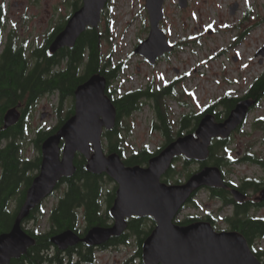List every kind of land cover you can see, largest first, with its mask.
I'll return each mask as SVG.
<instances>
[{
  "label": "rangeland",
  "instance_id": "obj_1",
  "mask_svg": "<svg viewBox=\"0 0 264 264\" xmlns=\"http://www.w3.org/2000/svg\"><path fill=\"white\" fill-rule=\"evenodd\" d=\"M15 1L9 0L8 20L16 26L15 37L19 44L30 41L31 48L27 53L34 47L35 42L44 44L49 33L63 25L70 15V10H73L67 7L72 0H39L36 6L30 2H26L24 6H16L13 4ZM145 3L146 0H110L103 13L99 31L102 34L99 45L102 58L110 62L111 67L122 65L124 68L118 80L110 85L109 90L113 91L112 93L118 87L122 94H126L143 89L152 82L161 89L174 81H180L176 88L179 97L176 100L169 99L172 112L178 119L184 114H200L226 97L240 99L250 88L254 78L262 74L264 57L259 56V53L264 49V0H189L186 9L179 7V0H165V17L160 27L165 31L169 43L174 44L175 52L154 66L145 62L144 57L134 54L139 43L145 41L150 34V21ZM234 3L239 4V9L231 15L230 7ZM248 13L249 20H245ZM17 14L21 17L16 16ZM33 14L36 16L32 17ZM26 16L27 18H24ZM7 27L10 30V23ZM247 30L249 32L244 36L243 42L236 44L235 39ZM179 102L186 106H181ZM59 103L57 93L47 95L42 97L32 111V125L30 124L23 145L27 157L36 156V149L31 145L35 137V127L41 123L44 129H49L57 124L55 121ZM72 103L69 98L64 101L62 114L69 111ZM217 107L218 112H224L221 107ZM154 117L151 107L146 106L143 111L122 119L123 127H128L131 131L122 132L128 153L141 151L146 146L156 152L166 145L163 134L154 128ZM261 118L264 120V100L260 107L249 115L243 131L246 134L236 137L238 146L235 145V150L243 152L251 149L253 153L264 156V124L260 122ZM238 164L233 167V177L262 174L255 165ZM175 167L179 176L171 179L172 184L178 179L185 183L187 179L184 175L196 173L201 165L193 162L186 166L185 161L180 160L176 162ZM225 174L231 178V168H225ZM106 182L104 201L108 199L107 191L117 186L114 181ZM64 189L63 185L54 196H49L44 201V209L47 212L55 207L64 194ZM193 203L196 207L188 206L184 209L176 218L178 222L185 221L187 216L204 217L208 210L218 212L221 207L205 190L195 197ZM11 206H17L15 199L12 200ZM105 209L104 204L103 210ZM227 213L228 211L220 212L223 216ZM80 224L83 228V220ZM24 226L31 230L37 229L36 222L33 221L24 223ZM40 228L45 232L47 225L42 223ZM136 240L138 239L133 238L132 244L120 252L98 256L97 264L130 263V259L134 258ZM261 245L264 247V242ZM135 264H138L137 258Z\"/></svg>",
  "mask_w": 264,
  "mask_h": 264
},
{
  "label": "water",
  "instance_id": "obj_2",
  "mask_svg": "<svg viewBox=\"0 0 264 264\" xmlns=\"http://www.w3.org/2000/svg\"><path fill=\"white\" fill-rule=\"evenodd\" d=\"M107 3L108 0H83V6L68 20L65 29L51 44L49 52L53 55L63 48L73 49L88 28L99 30ZM164 3L165 0H146L150 34L134 51L136 56L144 57L152 66L160 57L174 50L160 27L165 17ZM188 3L189 0H179V7L186 9ZM238 9L239 4L234 3L230 7L231 15ZM259 56L264 57V49ZM106 86V80L101 76H94L79 86L75 92V115L43 143L41 171L30 186L27 200L12 230L0 235V264H10L12 259L21 257L29 247H33L35 240L23 229V220L29 216L31 209L53 193L62 178H70L75 174L77 154L88 159L89 172L107 174L117 183L116 199L110 209L114 225L94 227L84 239L71 230L54 235L51 239L54 246L66 250L82 241L90 246H98L111 237H120L127 230L128 219L152 217L156 228L143 245L145 264H262L251 252L245 238L239 234L217 232L204 222L187 226L175 223L193 190L226 187L218 167H203L182 185H168L161 180L175 157L183 155L188 160L205 161L212 140L217 137L228 138L246 118L252 103L240 101L223 123H216L213 115H205L196 135L183 136L169 144L146 167L128 168L119 155H107L104 152V129L110 130L116 124V109L105 95ZM234 194L240 195L238 191H234Z\"/></svg>",
  "mask_w": 264,
  "mask_h": 264
},
{
  "label": "trees",
  "instance_id": "obj_3",
  "mask_svg": "<svg viewBox=\"0 0 264 264\" xmlns=\"http://www.w3.org/2000/svg\"><path fill=\"white\" fill-rule=\"evenodd\" d=\"M249 14L246 15L245 20H249ZM63 29L64 26L61 25L50 32L43 47L36 54L39 57V64L37 69L32 73H28L26 64L22 62L26 61L23 60L24 58L21 54L14 56L8 53L5 56V60L0 67V145L3 143V140L9 141L10 138L14 137V133L15 135L24 134L22 123L29 113L28 110H30V104L28 102V104H23L29 100L28 97H25L27 92L31 91L30 98L32 102H35L36 99L46 94L54 93L57 89L64 93L63 96H70L71 94H75L76 88L94 76H101L106 80V94L116 109V124L114 128L106 130L103 135L104 148L108 154L119 155L128 168L149 165L153 157L159 155L165 147L173 143L177 138L182 137L184 133L194 134L204 115H214L217 122H223V117L225 116L227 118L233 108V105L231 106V98L227 97L218 102L225 109V115L223 113L215 114L216 109L212 106L206 108L200 114H184L176 119L172 112L169 99H177L179 97L176 88L179 86L180 81H174L161 89L157 88L156 84L151 83L146 88L129 91L126 94H122L121 89L118 87L112 93L113 91H108V88H110V85L114 81L118 80L124 68L122 65L111 67L110 62H106L102 58L101 46H99L102 34L98 33L96 29L89 28L78 39L73 49H61L58 54L50 55L49 48L56 36ZM248 32L247 30L245 33L240 34L235 39L236 44L243 42L244 36L246 34L248 35ZM62 61L67 62L66 70L63 73L53 76V68ZM81 69L82 74L80 73ZM71 77L73 79L69 82ZM36 94L38 96H34ZM246 94L248 95L246 99H252L257 103L264 100V70L262 75L255 78ZM238 101L241 100H234L235 103H238ZM179 104L186 106L183 102H179ZM146 106L151 107L155 115L154 128L160 130L163 134L166 139V145L156 152L151 151L149 146H146L141 151L135 150L132 153H128L122 132L128 131L130 133L131 131L128 127H123L122 119L143 111ZM22 107L25 109L21 110L20 121L17 125L15 124L14 127L7 129L4 128V111H7L9 108L22 109ZM72 114H74L73 111L68 117L72 116ZM62 127L53 131L44 129L39 133L40 144L56 134ZM228 139L219 138L213 142L209 149L208 158L200 162L201 168L214 166L221 169L223 173H225V168H231V155L228 147L231 145V141ZM15 151L16 149L12 147L6 150H0V167L4 169V173H2L3 177L0 180V235L12 230L15 225L14 222H16L20 214V209L27 200L28 189L35 179L33 177H27L26 172L30 168H21ZM180 160H184L186 166L194 162L185 158H175L173 164L162 179L163 183L171 184V179L179 176L175 165ZM248 162L264 166V161L256 159L255 157L249 159ZM234 163L236 164L237 162ZM74 164L76 168L75 174L70 178H62L57 183V189L63 185L65 186L64 195L60 198V203H57L48 212L44 209L45 206L38 205L36 208L31 209L29 216L23 220V224L32 221L36 222L37 229L31 230L24 228L28 235L33 236L35 243L21 257L12 259L10 264H95L96 257L92 251L82 250L80 257L73 256L71 253L69 257H65L62 255V251L54 247L51 242L52 237L57 235V233L60 234L69 230L75 233L80 231L77 227H81V220L86 225L85 235L94 227L107 228L112 221L110 209L116 199L118 187L116 186L113 190L107 191L108 199L104 201L106 181L113 182V180L107 174L97 175L89 172L87 170L88 160L83 155H77ZM193 174L187 173L184 177L188 179ZM26 180L28 182L27 190L18 194ZM181 183H183L182 179H178L175 182V184ZM212 192L214 197L222 198L225 205L230 204V197L227 196V190L213 188ZM196 196L197 194L195 192L190 196L187 202L190 206H195L193 202ZM14 199L18 205L12 208L11 202ZM104 204L106 206L105 210H103ZM198 220L199 218L197 217L187 216L185 221L177 222V224L186 226ZM42 223L47 225L45 232L40 228ZM127 224L125 233L120 237H112L110 239L111 241L108 242L125 246L133 238L138 239L137 261L138 264H145L143 262V245L156 228V222L152 217H132L127 220ZM252 226L259 228L260 224L252 223ZM82 245L85 246L84 243ZM251 250L262 261L264 252L255 251L252 248Z\"/></svg>",
  "mask_w": 264,
  "mask_h": 264
},
{
  "label": "flooded vegetation",
  "instance_id": "obj_4",
  "mask_svg": "<svg viewBox=\"0 0 264 264\" xmlns=\"http://www.w3.org/2000/svg\"><path fill=\"white\" fill-rule=\"evenodd\" d=\"M38 1L39 0H16L14 3L13 2L12 3L15 4L16 6H19V5L24 6L26 2L27 3L30 2L36 6ZM82 4H83V0H72L71 2H69L67 7H69V10L71 8H73V10L72 11L70 10V12H69L70 15H68L67 19L65 20V22L63 24L64 27L67 24V21L69 20V18H71V16L74 14V12H76L77 10H79L81 8ZM9 13H10L9 12V0H0V23H1L0 24V67L2 66L3 61L5 60V56L8 53H11L14 56H18L21 54L24 58L23 60L26 61V62H24V61H22V62L26 64V66L28 68V73H32L37 69L38 64H39V61H38L39 57L36 54L39 51V49H41V47H43L44 44H37V42H35L34 47L29 51V53H27L28 49L31 48V43H30V41L26 40L23 44H19L18 39L15 37L16 36V26L12 25L11 21L8 20L9 19L8 18ZM16 16L21 17L19 14H17ZM35 16H36V14L32 15V17H35ZM24 18H27V16ZM8 23H10V25H11L10 30H8V27H7ZM64 49H66V48H63V50ZM58 52H56L53 55L58 54ZM167 57H165V58H167ZM66 68H67V62L66 61H62L60 64H57L52 70L53 76L56 74L63 73V71H65ZM81 68H83V67H81ZM80 73L82 74V69H81ZM72 79H73V77H71L69 79V82ZM30 92H27V95L25 96L26 98L28 97L29 100L23 103V104H28V103L30 104V110H28L29 113L27 114L24 122L22 123L23 129H24V134H20V135L16 134L15 135V133H14V137L10 138L9 141L3 140V143L0 145V150H2V149L6 150L9 147L15 148L16 149L15 154L18 156V159H19L18 161H20L21 168H26V169L28 167L30 168V170H28L26 172L27 177L28 178H32V177L36 178L41 171L42 162H43V160H42L43 159V147H42L43 143L40 144L39 133H41L44 130V127H43L44 125L41 126V123H40V125H37L35 127V130H34L35 137L32 140L31 145H33L34 146L33 148L36 149V156L34 158L27 157L23 151V145H25L24 140L26 138L27 131L30 130V124L32 125L31 113L35 109V107L38 105V102L42 99V97H40L39 99H36L35 102H32L31 98H30L32 93L30 94ZM56 93L58 94V96L60 98V103H59L60 108L58 111H56L57 120L55 122L57 124L53 127H49V129H47L50 131H53V130H56V129L62 127L63 124H65L71 117H73L75 115V111H76L75 94L74 95L71 94L70 96H63L64 93L61 90L57 89L54 93H49V94H46L45 96L56 94ZM34 96H38V95L36 94ZM45 96H43V97H45ZM247 96L248 95L245 93L240 98L241 101L252 102V105H250L247 117L239 125V127H237L231 133V137H230L231 139L230 138H229L230 140L228 139L229 141H231V151H230L231 152V176H230L231 178H229L227 175H225V176L223 175V179H224V182H225L227 187L226 188L222 187V188L228 191L227 196L230 197V204L225 205L224 200L222 198L214 197L213 192H212L213 189H211V188H201L199 190H196L195 193L197 195L201 191L205 190L210 195V198L219 202L220 206H221L219 208L218 212L217 211L213 212L212 210H208L207 211L208 213L205 214L204 217H198L199 220L196 222H205V224L209 223L217 232L229 231L231 233L239 234L245 238V240L247 241V243L249 244V246L252 249L257 250L259 252H263L261 250V249H263V247L261 246V244L259 242L264 240V194H263V192H264V166L261 164H255V163L248 162V160L251 159L252 157H255L256 159L264 161V156H262L260 154L253 153V151L251 149L244 150L243 152H238V150H235V145L238 146V143H236V137L239 135L244 136L246 134L243 131L245 130V126H246V123L248 121L249 115H251V113L256 108H259L263 102V101H261V102L257 103L255 101H253L252 99H246ZM68 98L72 99L73 103H72L71 107L69 108V111L66 112L65 114H62V108H63L64 101ZM235 99H237V98L231 97V106L233 105L231 112L236 108L237 104L239 103V101H238V103H235L234 102ZM20 106H22V105H20ZM24 107H22V109H17V108L11 109V108H9V109H7V111H4L5 112L4 117H3L4 128L7 129V128L14 127L15 124L17 125V123L20 121L21 110L25 109ZM219 107H221L223 109V111L225 110L223 108V106L219 105ZM72 111L74 112V114H72V116L68 117L69 114L72 113ZM22 113H23V111H22ZM215 114H221L220 112H218V108L215 111ZM223 115H225V112H223ZM43 118H44V116H42V119ZM226 119L227 118H225V116H224L223 122H225ZM259 120L261 123L264 124V120H262V118ZM219 123H222V122H219ZM235 153H237V154H235ZM236 161L242 162L240 164L255 165L261 170L262 174L259 176H253V177H251V176H243V177H239V178L233 177L235 175L234 174L235 172L233 171V167L235 166L234 162H236ZM240 164H238V165H240ZM2 173H4V169L2 167H0V180L3 177ZM27 186H28V182L26 180V182H24L23 185L21 186L18 194H21L23 191L27 190ZM29 189H28V191H29ZM234 191H238L240 193V195L236 196L234 194ZM54 194L52 196H54ZM60 198H59L57 203H60ZM42 205L44 206V203H42L41 206ZM187 207H188V205H187ZM225 211H228V213L225 214L224 216L220 214V212H225ZM196 222H193V223H196ZM113 223L114 222L112 220L109 226H113ZM193 223H191V224H193ZM252 223H258V224H260V227L256 228V226L255 227L252 226ZM85 228H86L85 224H84L83 228L77 227V229H79L80 231H78L76 233L79 234L81 239L85 238V236H86L84 234ZM83 234H84V236H82ZM110 239H109V242L111 241ZM109 242L107 241L106 243L98 245V246H90L84 242L83 243L85 246H83L82 245L83 243L80 242L76 246L69 247L66 250H61L58 247L57 248L62 251V255L65 257H69L70 253L73 254V256L80 257L82 250H89V251L93 252L94 256L96 257V260H98V258H99L98 256H101L102 254H108L111 252H115V253L120 252L122 249H126L132 244L131 240L125 246H123L121 244H113V243H109ZM137 242H138V240H136V242H134L135 246H136L135 252L133 254L134 258H131L130 263H126V264H135V259L138 256V243ZM116 243H118V242H116ZM262 262L264 263V256H262Z\"/></svg>",
  "mask_w": 264,
  "mask_h": 264
}]
</instances>
